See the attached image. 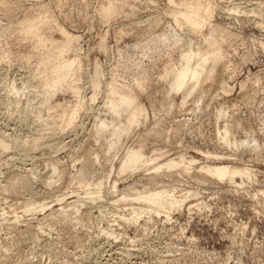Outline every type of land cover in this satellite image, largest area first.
<instances>
[{
	"label": "rangeland",
	"instance_id": "obj_1",
	"mask_svg": "<svg viewBox=\"0 0 264 264\" xmlns=\"http://www.w3.org/2000/svg\"><path fill=\"white\" fill-rule=\"evenodd\" d=\"M111 1L0 0V131L11 145H0V187L14 169L36 176L32 194L0 188V264H264V194L255 195L264 188V0H210L211 23L203 31L220 40L224 39L220 30L232 35L223 40V59L200 89L187 101L184 92L170 94L173 111L164 101L161 75L169 66L173 70L182 48L201 38L175 21L174 11L186 0H119L115 12L106 15L103 8ZM37 12L48 18L39 28L43 37L63 40L65 31L78 36L67 54L80 53L83 62L79 94L85 105L75 124L57 132V137L44 122L50 103H40L43 74L37 69L36 38L18 31L25 17L35 18ZM159 33H165L161 40L151 41ZM175 37L180 38L177 44ZM225 62L232 64L231 72L223 68ZM96 69L101 84L92 100ZM141 77L144 80L137 84ZM223 79L231 90L222 88ZM113 81L134 90L147 116L122 133L115 147L97 156L87 141H95L99 116L106 122L113 118L106 105ZM13 84L20 87L19 102L16 96H7ZM76 97L71 89L56 95L64 103H73ZM221 107L227 115L218 118ZM227 123L238 145L228 146L219 138L218 129ZM110 137L106 130L95 143L106 144ZM140 140L147 156L186 153L198 164L209 160V152H218L221 160L252 166L257 179L239 189L226 180L204 179L196 167L190 174H158L162 184L167 181L179 194L186 189L198 192L170 216L154 213L150 219L146 213L129 220V199H116L144 183L150 185L146 183L150 173L141 172L144 169L119 173V165ZM55 164L62 168L53 171ZM98 181L103 182V197L83 198L89 196L86 191L96 190ZM33 198L51 204L26 210ZM62 198L78 199L66 206L68 216L59 211ZM108 228L114 232L108 233Z\"/></svg>",
	"mask_w": 264,
	"mask_h": 264
},
{
	"label": "bare ground",
	"instance_id": "obj_2",
	"mask_svg": "<svg viewBox=\"0 0 264 264\" xmlns=\"http://www.w3.org/2000/svg\"><path fill=\"white\" fill-rule=\"evenodd\" d=\"M118 1L119 0H112L108 4V6H105L103 8L106 15H111L113 12H115V10L117 9L116 5L118 4ZM180 5H183V7L176 9L173 13L175 21L179 26L181 27L187 26V29L200 34L201 38L198 39L197 42L195 43L191 42L185 48H182L179 54L180 59L178 63L175 65V67H172L173 70L171 71L170 69L171 66H169L166 68L165 72L161 75L162 85L163 88H165L164 90L162 88L163 92H165V94H163L165 95L164 101L168 105L167 108L172 109V111L175 108H173L174 102L170 94L173 91L184 92L183 100L187 101L188 97L195 90L200 89L203 82L211 78V76L213 75L214 71L217 68L218 63L220 62L221 59H223V55H224L223 40L224 41L227 40L230 35L228 34V30L225 29L223 31L220 30L224 36V39L220 40L216 38L214 34L206 33L203 31L204 25L211 23L210 18L213 13V4L211 3L210 0H186L180 2ZM47 23H48V18L45 15H42V12L41 13L37 12L35 18H32L31 16H26L24 19V25L18 31L20 35L24 36L25 38H34V37L36 38L34 44L38 49L37 51L38 54L40 55V57L37 60V69L39 70L40 73L43 74V84L40 94V103L42 104V101H47V103H50L49 115H47V118L44 119V122L45 125H48V130L50 131L52 129L50 132L53 131V134H55L54 136L57 137L58 135L57 132L60 133L62 130L68 128L70 125L75 124L76 119L79 117L81 109L85 105L84 98L80 97L79 94L82 89L81 83L79 81L82 76L81 71L83 69V62L80 53H77L73 56H69L67 54L68 50L72 46L73 42L76 41L78 36L68 31H65L64 32L65 37L63 40H57L52 37L45 38L40 34L39 28L41 26L46 25ZM164 34L165 33L162 34L159 33V36L153 37L151 41L161 40L160 38H162ZM174 40L177 44L180 38L175 37ZM261 43L264 48V41H262ZM96 66L97 68L99 67L98 64ZM223 68L231 72L232 64H230V62L229 63L225 62L223 64ZM96 71H97L96 76L92 80L94 86L93 89L94 91L91 97L92 100L93 98L95 99L97 97L100 91L99 86L101 84L100 71L98 69H96ZM143 75L146 76V74ZM141 78L142 79L140 80L139 79L136 80L137 84H140L141 81L144 80V77ZM124 87L125 86L118 84L115 81L109 84L106 94V105L108 106V109L113 115V118L110 122H106V119H104L102 116H99L101 123L98 126L97 136L95 135V141H98L100 138H102V135L106 130L111 131V137L109 138L108 142L103 145H96L95 141L92 138L89 139L90 141H87L90 143L89 147L94 149L97 156H100L101 153H105L107 150H110L111 148L115 147L122 133L126 132L134 122H139L142 116L144 115L147 116V109L144 107L142 102L137 98L134 90ZM230 87L231 85H229L228 82L223 79L222 88L225 91H229L231 90ZM25 89H27V86H25ZM64 89H71L74 93L77 94V97L75 101H73V103H67V102L64 103L56 98L58 92L63 91ZM32 91L35 92L36 89H33ZM20 92H21L20 87L13 84L11 85V88L7 92V96L8 97L16 96L15 100L19 102L21 98L18 97L17 94H19ZM226 115H227V111L223 107H221L217 113L218 118L220 117L222 118ZM45 127L47 129V126ZM218 130H219L218 135L220 136L219 138L222 140V143L224 142L228 146L239 144L237 137L235 136V134H233L231 125L227 123L225 124L224 129L219 128ZM2 132L3 131H0L1 147L4 148L11 147V145H9V142L7 141V135ZM6 132L7 131H5V133ZM49 137L50 136H48V139ZM143 143L144 141L140 140L139 145L130 148L127 151L124 159L121 161V164L119 165V173H123V172L134 173L141 169H144L141 172H144L145 174L150 173L149 180L146 181V183L148 182L150 183V185H146L143 182L144 185L141 188H135L136 186H134L135 188L134 191L123 193L120 198L116 199V201H121V200L125 201V199H129V204H131L130 207L131 215L128 218L129 220L137 221L144 214L146 215V213L148 214L150 219L153 218L154 213L160 214L161 212L162 213L165 212L167 216H170L173 210L183 206L185 201H187L186 199H189V197L192 195L195 196L198 192L197 190L195 191L194 189L193 191H191V189L189 190L186 189L187 190L186 192L184 190L185 193L179 194L178 193L179 190H177L176 187L167 186L168 183L165 184L167 181L162 184L161 178L159 179L157 177L158 174L164 175L167 172L169 173L171 172L174 176H178L180 174L189 173L191 169H194L196 167L199 169L198 171L201 172L202 174L201 176H204V179L205 177L209 178L210 182H212L211 178H214L215 181L226 180L229 181L231 184H234L235 188H239V189L241 187L243 188L249 186L250 183L252 182L254 183V181L257 179L256 170L252 166H250L249 164L241 165V164H235L229 161L221 160L219 158H222V156L218 152L212 154L211 152L208 151L209 160L205 162L203 161L204 163L198 164L197 158L195 156L187 157V155H185L186 153L185 154L183 153L181 155L179 154L176 157L174 156L167 158H165V156H163L162 154L147 156L142 147ZM35 144L36 143H34V145ZM51 146L54 147L52 141H51ZM228 158H233V157L230 156ZM27 159L28 157L26 158V160ZM58 168L60 169L62 168L60 164L53 165V171L57 170ZM83 168L84 170H88L89 162L83 163ZM12 170L13 169H11V171ZM14 170L8 175L6 174L8 176L7 179L8 182H6V185H4L5 187L2 185L3 187L1 186L0 188L1 189L11 188V189H15V191L18 190L19 192L20 190L21 192L22 191L29 192L30 190L32 191L33 187L36 185V184L34 185V179L36 176L30 175L31 172L27 173L28 171L26 172V174H18L14 172ZM26 170H28L27 167ZM8 171L10 172V170ZM198 171L196 170L197 174ZM32 174H34V172ZM238 176L241 177V181L238 180ZM163 180H166V178ZM201 180L203 179H200V181ZM102 183H103L102 181L96 182V184L99 185L96 188V190H92V191L88 190L85 192L87 193L85 195H89V196L83 197L84 195H82L80 197H83L85 199L91 198V200H96L99 199L100 197H103V194H101L103 191ZM170 184L172 183L170 182L169 185ZM113 186L115 188L118 187L117 180L114 181ZM259 194H264V188H260L257 189V191H255L256 196ZM57 198H61V197L59 196ZM85 199H83L84 202H86ZM61 200H63L64 202H62V207L59 209V211H61L64 215L67 214L69 215L71 212L69 209H66V206L70 204H76L78 201V199H76L74 201L72 200L67 202L66 199L64 200V198H62ZM28 202L26 204L29 206L27 207L26 210H34V211L43 210L49 204H51V202H48V200L39 201L34 198L33 200H30L29 203ZM65 203L66 205H64ZM77 212H79V209H77ZM107 232L112 234L114 230L112 228H108Z\"/></svg>",
	"mask_w": 264,
	"mask_h": 264
}]
</instances>
